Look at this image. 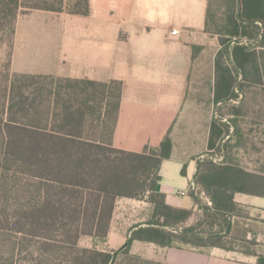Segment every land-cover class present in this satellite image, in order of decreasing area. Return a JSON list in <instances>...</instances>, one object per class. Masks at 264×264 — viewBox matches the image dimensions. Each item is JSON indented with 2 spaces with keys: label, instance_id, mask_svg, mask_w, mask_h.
I'll use <instances>...</instances> for the list:
<instances>
[{
  "label": "trees",
  "instance_id": "16d2710c",
  "mask_svg": "<svg viewBox=\"0 0 264 264\" xmlns=\"http://www.w3.org/2000/svg\"><path fill=\"white\" fill-rule=\"evenodd\" d=\"M90 1L0 0V53L8 59L0 75L7 101L0 118V168L24 182L13 217L0 221V229L19 238L8 264H21L22 251L26 264H122L115 263L117 255L129 248L109 252L79 245L82 236L107 238L121 198L151 207L147 227L133 231L132 241L264 257L259 233L246 222L251 209L236 201L238 194L264 196V0H207L204 31L218 38L219 49L207 152L195 158L188 191L193 208L169 205L158 190L162 164L173 154L169 135L142 153L113 146L121 81L9 72L22 15L87 16ZM249 154L256 156L253 167Z\"/></svg>",
  "mask_w": 264,
  "mask_h": 264
},
{
  "label": "crops",
  "instance_id": "0c3cea01",
  "mask_svg": "<svg viewBox=\"0 0 264 264\" xmlns=\"http://www.w3.org/2000/svg\"><path fill=\"white\" fill-rule=\"evenodd\" d=\"M206 8L207 0H91L87 16L33 11L18 19L12 68L19 74L121 81L113 146L142 153L169 135L173 154L162 164L158 190L169 205L193 208L188 191L195 158L207 151L219 49L218 38L204 31ZM193 47L199 50L194 53ZM185 164L187 176L166 183ZM174 184L186 187L185 195H174ZM236 201L264 221V196L238 194ZM151 212L145 201L119 199L107 238L93 248H129L117 255L115 263L122 264H264V257L218 248L193 251L132 241V232L147 227Z\"/></svg>",
  "mask_w": 264,
  "mask_h": 264
},
{
  "label": "rangeland",
  "instance_id": "374dc122",
  "mask_svg": "<svg viewBox=\"0 0 264 264\" xmlns=\"http://www.w3.org/2000/svg\"><path fill=\"white\" fill-rule=\"evenodd\" d=\"M38 35L42 37L43 32L42 30H38ZM7 55L4 52L3 54L0 53V75L1 73L7 71V68H5V64H7ZM38 64H41L38 63ZM10 73H13L12 66L9 69ZM5 90L3 88V81H0V118H4L3 111L5 110V107H7V101L5 99ZM2 123V122H1ZM3 124V123H2ZM207 152V151H206ZM4 153V137L0 135V167L2 162V154ZM182 154V153H176ZM256 156L253 154H249L248 163L249 167H253V163L250 162L251 160L255 159ZM184 166V165H183ZM183 166L180 170L182 172ZM182 175L181 173H178L175 177L173 173H171L170 176L166 177V183H176V180L178 177ZM24 184L23 179L20 175H14V174H2L1 168H0V221L3 218L8 217L11 219L13 216V212L16 209V205L18 204V199H16L18 193L21 191V187ZM173 193L174 195H181L182 191H186V187H181L179 184L173 185ZM190 198L188 196L183 197V201L185 202V205L188 206ZM251 213V221H246L248 225L253 229L255 232L259 233L258 239L261 241L263 246L259 248L260 253H264V224L258 221L259 217L257 215V212H253L252 210H249ZM193 221H189L188 224H191ZM19 241L18 236L9 234V232L6 229L2 228L0 229V264H8V259L10 258V251H11V244L12 242H15L17 239ZM101 239L88 237V236H82L79 242L80 247L85 248H93L97 246V243H99ZM26 247V245H25ZM25 247L23 249H25ZM26 252L22 251V253L17 256L19 262L21 264H26L27 261L25 260Z\"/></svg>",
  "mask_w": 264,
  "mask_h": 264
},
{
  "label": "built area",
  "instance_id": "2783aa9c",
  "mask_svg": "<svg viewBox=\"0 0 264 264\" xmlns=\"http://www.w3.org/2000/svg\"><path fill=\"white\" fill-rule=\"evenodd\" d=\"M172 33L173 34H176L177 33V30H173ZM181 195H185V193L184 192H181Z\"/></svg>",
  "mask_w": 264,
  "mask_h": 264
}]
</instances>
